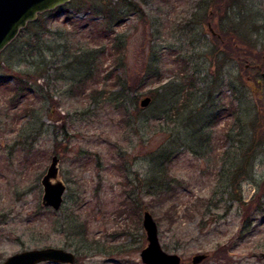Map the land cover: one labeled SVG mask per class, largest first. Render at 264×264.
<instances>
[{
	"label": "rangeland",
	"instance_id": "1",
	"mask_svg": "<svg viewBox=\"0 0 264 264\" xmlns=\"http://www.w3.org/2000/svg\"><path fill=\"white\" fill-rule=\"evenodd\" d=\"M81 1L28 23L0 53V75L25 78L32 89L18 98L14 78L0 85V262L57 247L75 253L73 264H146L149 211L163 249L181 264H194L197 254L208 255L197 264H264V0L227 1V10L215 9V0H138L136 11L101 0L115 5L118 18L108 28L104 13L77 11ZM231 29L247 44L223 48L217 38ZM120 41L122 66L114 62ZM80 53L97 58L86 89L76 88L88 64ZM37 67L49 71L33 78ZM116 75L141 88L136 128L89 96L92 88H112ZM181 83L192 90L181 118L150 128L145 119L165 109ZM211 86L221 96L215 107L201 96ZM146 96L154 100L143 108ZM181 97L174 95L177 104ZM164 154L170 161L162 170L176 194L161 206L146 183L159 176L156 158ZM55 155L67 186L58 211L42 203ZM224 168L233 184L217 179ZM130 199L136 212L127 209Z\"/></svg>",
	"mask_w": 264,
	"mask_h": 264
},
{
	"label": "trees",
	"instance_id": "2",
	"mask_svg": "<svg viewBox=\"0 0 264 264\" xmlns=\"http://www.w3.org/2000/svg\"><path fill=\"white\" fill-rule=\"evenodd\" d=\"M72 1V0H71ZM101 0H93L90 1L91 4L87 7H83L84 2H87L85 0H82L80 5L78 7H76L77 11L83 10V9H87V11L89 13H91V15H98V14H102L104 13V18H107L106 20H101L103 25H107L106 28L111 27L114 25V22L116 21V18L114 20V18L116 17L115 15V5H120V8L125 7L126 9L124 11H128V10H135L140 8V3L138 0H119V4H115L113 5V3L110 2H106L101 4V6L99 5L98 2H100ZM227 1H232V0H215L214 2H216V4L214 5L215 9H226L227 7L231 5V3H227ZM64 6H60L54 10H49L48 12L46 11L45 13H41L38 17V19L36 21L33 22V25H37L38 20H40L43 16L48 15V14H54L57 11H61L62 9H64ZM66 7V6H65ZM51 12V13H50ZM100 25V24H98ZM26 29V28H25ZM107 31V29H105ZM39 29L35 30V32L33 33V38H39ZM223 36L220 38L218 37L217 39L219 40V42L221 44H223V48L225 47L226 49L230 48L228 46H230V44H232L233 42H235L239 48L242 47V45L240 44H247V40H245L243 38L242 35L239 34V31L236 29H231L228 31H225L222 33ZM35 36V37H34ZM246 37V35H245ZM223 38V39H222ZM238 40H237V39ZM222 39V40H221ZM246 39H248V37H246ZM233 45V44H232ZM118 49L119 53H116L118 58L115 57L116 61H114L115 63H118L119 65L122 66L123 64V60H122V56L120 55L121 53V41L118 43H116L115 45ZM41 46H39L38 48H40ZM37 49V48H36ZM52 49V48H51ZM234 51V49H233ZM232 51V52H233ZM233 54V53H232ZM230 55V54H229ZM77 57V55H76ZM80 61H82V58H88V64L80 69V72L77 74V78H75L77 80L76 83V88H80L82 87L83 89L87 88V85L89 84V80L92 76V74H90L91 69H94L95 64L94 61L97 58L94 57H89V54L84 53L81 55H78ZM92 64H94V66L92 67ZM43 65H41L40 67H42ZM37 67L35 68V71H33V78L34 76L37 78L40 75H45L49 69L45 68L44 70H40ZM39 69V70H38ZM37 73L39 75H37ZM149 73H151L149 71ZM185 76V75H183ZM10 78H14L15 82L12 85V88L14 89V93L16 94V96L18 98H21L23 95L28 94L29 90H32L31 87L29 88L28 83L26 82L25 78L23 79L22 77L19 76H11L9 75ZM8 76L3 77L0 75V85L3 84V82L6 80V82L8 81L7 79L9 78ZM116 82L111 86L112 88L110 89H99V88H92L93 90L90 91L89 96L90 98H92V100H95L96 103H98L99 105H102V108H113L116 112H120L121 116H122V121H125L127 123L128 121V126H131L133 128H136V126H140V122H139V116L138 111L141 112V108H139L138 106V98L141 95V92H139V90L141 89L140 86L138 87V85L135 83H131L129 81L128 78L123 77L122 75H116ZM194 81H192L190 84L193 86ZM212 83V82H211ZM75 86L71 87V90L74 88ZM167 87V85L165 86ZM186 86L183 85V83H181V91L179 90V92L174 91V94L172 95H167V99H166V108L165 109H160L157 108L151 115L148 116V118L145 119V121L148 123V125L150 126V128L160 131L163 130V126L164 123H171L173 118H181L180 113H182L184 111V109H186L189 106V102L192 98V90L185 88ZM214 88L213 86H211V88H204L201 91V96L202 97H206V103H209V101H212L213 106H216L215 101H219L221 99V96H217L216 94V89H212ZM159 91V90H158ZM157 90H153V91H148L151 94L156 92V97L158 96V92ZM219 92V91H218ZM217 92V93H218ZM181 93H183V97H181V102L179 104H177V99L174 98V95H181ZM220 93V92H219ZM152 97V96H151ZM98 98V99H97ZM153 97H152V102H153ZM151 102V103H152ZM150 103V104H151ZM132 104L131 108L130 105ZM149 104V105H150ZM205 106V105H204ZM133 107V108H132ZM148 107V106H147ZM202 108V107H201ZM221 108L217 109L216 112L213 113L212 116V122H217V120H219V115L221 112ZM219 114V115H218ZM131 116H134V120L133 118H131ZM147 126V125H146ZM169 126V125H168ZM167 126V128H168ZM148 127V126H147ZM165 128V126H164ZM206 142V141H205ZM199 147H202V145H200ZM196 153H198L199 151L196 150ZM164 160L162 159V155H159L156 159H158L159 162V176L158 175H154L152 176L151 182H147L146 186H147V190H146V194L149 196H152L155 198L156 204L157 205H164V201L166 199H164V197H168L167 200L169 199H174V195L176 194V187L175 184L173 185L172 180H168L166 175L167 173L164 172L162 170L163 166L166 165V163H168L170 161V158H167L166 154ZM158 167V166H156ZM155 167V168H156ZM162 170V171H161ZM228 171V169L224 168L223 170L220 171L219 176H218V180L219 182H223L229 180L232 184H233V179L231 178V176H228V173H226ZM177 184H179L177 182ZM172 186V187H171ZM133 198V197H131ZM241 198V197H240ZM239 198V200H240ZM173 205V204H172ZM171 205V206H172ZM127 209L131 210L133 212H136L138 209V203L135 199H130V201H128L126 203ZM68 217L65 218V221ZM67 222V221H66ZM75 222V221H74ZM67 223L70 224L67 226ZM66 223V228L67 227H74V223L71 222H67ZM62 225H65V223H63ZM67 234H69V231L67 229ZM80 238L85 241L87 239L84 238V235H82L81 233H79ZM82 236V237H81ZM87 238V237H86ZM91 244V243H90ZM49 263V262H47Z\"/></svg>",
	"mask_w": 264,
	"mask_h": 264
},
{
	"label": "water",
	"instance_id": "3",
	"mask_svg": "<svg viewBox=\"0 0 264 264\" xmlns=\"http://www.w3.org/2000/svg\"><path fill=\"white\" fill-rule=\"evenodd\" d=\"M71 0H0V53L9 45L28 23L36 20L39 14L54 10L69 3ZM264 77V71L261 73ZM152 102L151 96L140 101L145 108ZM58 156H53L51 164L42 179L44 194L42 203L56 211L64 204L67 186L59 179ZM144 230L147 233L148 245L141 252L142 261L146 264H181V256L177 253L166 252L160 242L158 225L149 211H145L143 218ZM75 253L63 248L45 247L24 250L10 255L0 264H40L50 262L54 264H73ZM207 254H197L193 263L197 264L207 258ZM264 256V253H262Z\"/></svg>",
	"mask_w": 264,
	"mask_h": 264
},
{
	"label": "flooded vegetation",
	"instance_id": "4",
	"mask_svg": "<svg viewBox=\"0 0 264 264\" xmlns=\"http://www.w3.org/2000/svg\"><path fill=\"white\" fill-rule=\"evenodd\" d=\"M261 253H262V252H261ZM261 253H260V254H261Z\"/></svg>",
	"mask_w": 264,
	"mask_h": 264
}]
</instances>
